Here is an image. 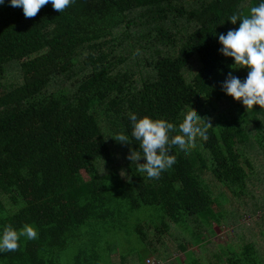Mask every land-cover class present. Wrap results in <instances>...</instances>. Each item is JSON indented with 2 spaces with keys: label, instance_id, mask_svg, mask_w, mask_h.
I'll return each instance as SVG.
<instances>
[{
  "label": "trees",
  "instance_id": "obj_1",
  "mask_svg": "<svg viewBox=\"0 0 264 264\" xmlns=\"http://www.w3.org/2000/svg\"><path fill=\"white\" fill-rule=\"evenodd\" d=\"M258 3L74 0L31 18L10 0L0 5V231L30 224L38 233L0 253V264H66L73 251L74 264H102L101 230L117 197L133 212L156 208L162 232L171 224L192 231L177 246L181 264H219L221 248L236 250L227 264H264V234L243 248L233 220L231 244L214 242L228 225L210 189L224 184L235 199L255 192L264 202V184L251 179L264 173V109L247 110L224 92L239 69L219 42L239 27L228 18ZM191 109L201 126L211 123L208 140L174 146L176 162L159 179L138 171L130 114L166 119L174 136ZM121 133L129 143L114 139ZM249 213L264 229V215ZM146 227L137 229L143 241Z\"/></svg>",
  "mask_w": 264,
  "mask_h": 264
},
{
  "label": "clouds",
  "instance_id": "obj_2",
  "mask_svg": "<svg viewBox=\"0 0 264 264\" xmlns=\"http://www.w3.org/2000/svg\"><path fill=\"white\" fill-rule=\"evenodd\" d=\"M74 0H10L12 7L23 9L26 18L35 17L40 9L51 4L53 9L62 13ZM5 0H0L4 5ZM229 21L239 27L229 30L226 35H219L222 45L221 53L235 61L234 69H247V78L241 81L238 77L229 75L223 84L224 92L249 109L259 105L264 109V0L250 8L247 15L232 14ZM132 122L131 136L139 141L140 151H133L129 159L137 164L138 171L145 173L150 179H159L161 174L172 168L175 157L170 154L172 148L182 151L196 147V140L207 141L208 129L213 128L210 122L201 126L202 119L192 109L183 115L179 124L178 135H170L176 126L166 119H153L145 116L138 118L130 114ZM117 142L129 143V137L123 133L114 137ZM142 158L146 163L139 164ZM38 233L33 225L25 224L17 230L11 225L0 231V253L13 252L19 247L20 238L35 239Z\"/></svg>",
  "mask_w": 264,
  "mask_h": 264
},
{
  "label": "rangeland",
  "instance_id": "obj_3",
  "mask_svg": "<svg viewBox=\"0 0 264 264\" xmlns=\"http://www.w3.org/2000/svg\"><path fill=\"white\" fill-rule=\"evenodd\" d=\"M234 74L238 77L239 75H248V72L242 68ZM262 164L264 166V160ZM251 179H256L257 183L263 185L264 173L257 172L256 176ZM212 183L213 185L210 189L213 191L218 205H220L218 216L227 220L225 224L228 225L227 227L216 228L217 236L214 238V242L223 247L231 244L230 237L233 235V227L229 225L231 220H233L231 225L234 226V231L236 232L235 241L238 243L242 242L243 248L247 244L258 242L259 238L264 234V229L260 228L261 223L258 220L254 221L253 214L249 213L250 206L254 211L258 212L259 217L264 215V202L256 197L258 193L253 192L256 196H247V193H245V196L240 195L239 198L235 199L228 186ZM114 185L115 183L111 181V189ZM218 187H226L230 194H224L222 191L217 190L216 188ZM257 189L263 190L261 186ZM111 193L117 197L113 190H111ZM260 195L261 197L263 196L262 193ZM111 208L113 209V215L108 218L106 226L101 230L102 237L99 254L102 264H148L147 260L149 259L159 264H181L177 246L186 243L184 239L189 237L187 233L192 232L188 230V227L186 229L181 226L182 224L174 226L171 224L172 229L169 232L168 230L162 232L163 226L159 221V214L156 213V208H145L144 211L133 212L119 197L112 201ZM152 213L153 222L149 220ZM259 217L256 219H259ZM242 218L243 221L241 220ZM142 225L147 226L144 231L148 242L143 241L137 231ZM148 227L152 229L148 230ZM190 239L192 240L193 236H190ZM188 242L195 244L194 241ZM203 251L207 254L209 250L205 248ZM235 251V248L219 249L221 256L219 264H227L228 260L234 256ZM181 258L183 262L186 261L184 255H181ZM66 264H74V251L70 253Z\"/></svg>",
  "mask_w": 264,
  "mask_h": 264
}]
</instances>
